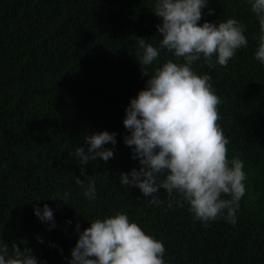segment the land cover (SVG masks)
Returning <instances> with one entry per match:
<instances>
[{"label": "trees", "instance_id": "trees-1", "mask_svg": "<svg viewBox=\"0 0 264 264\" xmlns=\"http://www.w3.org/2000/svg\"><path fill=\"white\" fill-rule=\"evenodd\" d=\"M152 8L153 0H0V232L10 252L16 243L38 264H69L77 223L83 231L94 218L125 212L164 243L166 264H264V64L254 57L259 21L245 0H210L200 24L235 18L248 46L226 67L203 58L193 66L211 76L221 98L229 159L245 165L237 223L221 218L204 227L187 203L169 208L165 190L156 206L139 188L120 185L121 173L139 168L123 120L149 78L133 35L158 44L162 21ZM169 58L162 51L156 66ZM104 130L117 133L116 145L105 146L114 157L89 162L82 175L75 149L87 151L84 136ZM86 176L96 181L95 201L76 183ZM65 192L67 204L51 199ZM44 204L54 210V227L34 214Z\"/></svg>", "mask_w": 264, "mask_h": 264}, {"label": "clouds", "instance_id": "clouds-1", "mask_svg": "<svg viewBox=\"0 0 264 264\" xmlns=\"http://www.w3.org/2000/svg\"><path fill=\"white\" fill-rule=\"evenodd\" d=\"M245 2L259 21L254 57L264 64V0ZM209 3L210 0H153L151 12L162 21L156 26L158 44L133 35L138 49L135 58L142 75L149 78L145 88L130 100L123 120L129 132L124 142L132 149V159L138 160L139 168L119 175L122 187L139 188L144 197H150L149 204L163 203L157 195L161 189L167 192L169 208L187 203L194 221L204 227L221 218L235 225L240 201L247 191L244 162L238 156L229 159L230 140L218 123L221 98L211 76L198 74L193 66L203 58L210 68L216 64L226 67L249 41L246 27L235 18L201 25ZM214 11L209 9L208 15ZM162 51L175 59L156 66ZM116 136L107 130L84 136L87 151L79 146L75 149L82 175L89 162H107L114 157V148L105 146H115ZM76 183L84 189L85 198L96 200L92 176L84 180L76 177ZM69 195L65 192L51 199L67 204ZM34 214L55 226L54 210L48 204L43 210L36 206ZM76 231L79 238L69 264H166L164 243L146 233L125 212L94 218L83 231L77 223ZM9 249L0 232V264H38L31 248L22 250L13 243L11 252Z\"/></svg>", "mask_w": 264, "mask_h": 264}]
</instances>
